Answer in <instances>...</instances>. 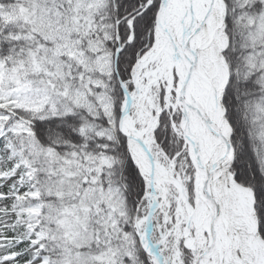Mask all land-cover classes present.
Segmentation results:
<instances>
[{
	"label": "snow or ice",
	"instance_id": "6c2138e0",
	"mask_svg": "<svg viewBox=\"0 0 264 264\" xmlns=\"http://www.w3.org/2000/svg\"><path fill=\"white\" fill-rule=\"evenodd\" d=\"M0 264H264V0H0Z\"/></svg>",
	"mask_w": 264,
	"mask_h": 264
}]
</instances>
